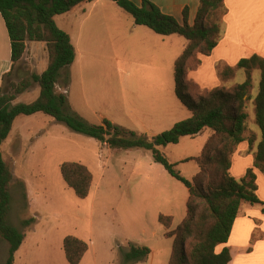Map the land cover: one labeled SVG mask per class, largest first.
<instances>
[{
  "label": "rangeland",
  "instance_id": "1",
  "mask_svg": "<svg viewBox=\"0 0 264 264\" xmlns=\"http://www.w3.org/2000/svg\"><path fill=\"white\" fill-rule=\"evenodd\" d=\"M104 1L112 9L116 7L110 0ZM102 10L108 17L98 25L99 31L87 32L85 43L77 44V58L60 70L56 91L66 96V113L75 112L92 124H101L107 118L137 134L153 136L190 116L176 96L171 69L168 78L158 77L150 67L118 61V20L111 18V8ZM121 13L132 21L127 13ZM60 19L58 16V24ZM146 48L131 45L130 54L140 60L146 57ZM36 54L39 63L14 64L5 75L4 89L45 68V46L38 48ZM218 70L221 74L226 68L219 66ZM221 76L224 90H231L246 79L245 70L235 67ZM250 80L244 97L247 118L243 134L247 142L252 141L248 151L254 154L260 140L255 118L259 69L250 70ZM35 85L31 83L27 89ZM195 89L197 97L206 88ZM37 94L38 87L21 94L19 100L30 102ZM14 128V135H20L15 147L5 141L2 154L13 173L8 219L24 234L18 256H23L26 264H68L63 251L66 235L88 243L82 264H125L123 254L133 245L146 246L151 251L133 264H168L173 242L165 236L168 230L159 222V216L170 215L168 228L175 229L186 215L188 190L154 161L149 150L111 148L44 114L19 116ZM209 131L206 128L201 134L183 136L177 143L160 146V151L183 177L191 179L198 166L183 159L200 153ZM64 161L79 162L92 172L93 183L87 197H77L63 180L60 164ZM6 256L7 243L0 237V263ZM16 264H22V259L18 258Z\"/></svg>",
  "mask_w": 264,
  "mask_h": 264
},
{
  "label": "trees",
  "instance_id": "2",
  "mask_svg": "<svg viewBox=\"0 0 264 264\" xmlns=\"http://www.w3.org/2000/svg\"><path fill=\"white\" fill-rule=\"evenodd\" d=\"M90 1L93 0H0V14L8 31L13 64L23 56L26 41L43 42L48 54L47 65L42 72H33L29 78L10 83L9 89H0V237L7 243L4 264H14L15 253L24 240V234L8 219L13 173L3 158L2 144L17 116L35 113L51 116L69 129L107 143L111 148L149 150L154 161L188 190L186 215L175 229L168 228L170 215L159 216V222L168 230L165 236L173 242L168 264H228L231 259L228 247L219 252L216 247L227 242L241 205H259L264 213V201L256 194L255 174L258 170L264 175V57L253 54L237 62L235 68L244 69L246 79L233 89L224 90L221 86L205 89L204 94L196 97L195 88L201 86L187 77L188 71L200 64V55H210L217 45L223 32L220 18L226 12L224 0H199L192 24L188 21L187 8L183 10V22L179 23L149 0H142L140 6L130 0H112L131 15L135 24L146 26L160 35L178 34L187 40L183 58L174 64L173 77L175 93L191 115L153 137L137 134L107 118H103L101 124H92L75 112L66 113V96L56 91L60 70L73 63L76 53L68 33L60 29L54 20L55 15ZM252 68L260 71L259 90L255 97L260 140L253 154L252 166L247 168L244 176L236 179L230 171L231 156L238 144L245 140L243 133L247 114L244 97L251 85ZM231 70L228 68L221 74H229ZM31 83L38 84V97L28 103H13L16 96ZM192 84L195 90L191 88ZM205 128L212 133L200 153L183 159L198 166L196 174L187 179L160 151V146L177 143L181 137L194 136ZM248 143L251 145L252 141ZM60 173L77 197L89 195L93 174L84 164L64 161L60 164ZM87 250L86 241L74 235L63 238V251L68 264H80ZM149 253L148 247L133 245L124 252V263H136Z\"/></svg>",
  "mask_w": 264,
  "mask_h": 264
},
{
  "label": "crops",
  "instance_id": "3",
  "mask_svg": "<svg viewBox=\"0 0 264 264\" xmlns=\"http://www.w3.org/2000/svg\"><path fill=\"white\" fill-rule=\"evenodd\" d=\"M130 1L138 6L142 3V0ZM149 1L155 4L163 13L173 16L179 23L183 22V10L187 8L188 21L190 24L194 22L199 4V0ZM107 2L108 1L104 0L81 2L71 10L54 16L57 26L68 33L70 37L71 44L76 53L75 59L79 54L77 44L81 46V44L85 43L87 32L96 33L99 31L97 29L99 28L98 25L108 17L107 13H104L102 9L103 7H109L111 8V18L118 20V61L123 65L135 64L137 66L150 67L157 72L158 77L165 75L168 78L169 69H171L173 75L174 64L183 54L187 45V40L178 34L160 35L146 26L137 25L134 23L131 15L121 9L114 1L110 0V2L116 6L113 7V9L111 7L112 5H109ZM223 2L226 12L223 16L222 35L212 53L208 56L200 55V64L197 68L189 70L187 76L189 79L197 82L202 88L206 89H213L223 84V78L218 70L219 66H223L226 69L234 68L241 58L249 57L253 54L264 57V0H224ZM121 12L127 13L132 21L124 19ZM66 14L69 15L67 16ZM58 16L61 18V24L57 22ZM39 44L44 43L26 41V49L19 61H26L31 64L39 63V56L36 54V51L41 46H45V44ZM134 44L148 47L149 51L144 54L146 57H142L139 60L136 56L135 58L130 54L131 45ZM14 64L11 60V45L8 31L4 19L0 14V89L3 87L5 75L12 70ZM44 69L36 73H40ZM63 85H65V83H63ZM37 87L38 97L39 86L37 83L34 87L26 89L24 92L32 89L35 90ZM64 89L67 91L66 88ZM21 94L16 96L13 103L20 102L19 96ZM15 120L5 139L7 144H12L14 147L17 142L16 138L20 136L18 133L14 135L13 130L16 129L14 128ZM205 129L198 134H201ZM146 135H149V137L153 136L152 134ZM210 135L211 131L208 132L205 142ZM248 147V142L243 140L238 144L231 156L230 171L236 179L244 176L247 168L252 166L253 152H249ZM255 174L257 185L256 194L259 199L264 201V175L258 170H255ZM223 247H228L230 252L231 259L228 264H264V213L261 211L259 205H251L249 203H243L241 205L240 212L233 221L227 242L217 245L216 251L219 252ZM18 250L15 253L14 264H16L18 258L22 259V264H26V262L23 261V256H18ZM83 260L84 256L81 260L82 263ZM4 263L5 260L3 258L0 264Z\"/></svg>",
  "mask_w": 264,
  "mask_h": 264
}]
</instances>
